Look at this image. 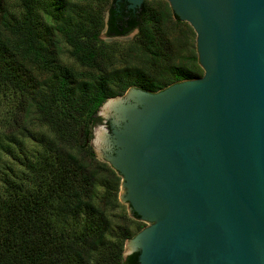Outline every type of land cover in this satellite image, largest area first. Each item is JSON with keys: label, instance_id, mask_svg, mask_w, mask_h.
I'll return each mask as SVG.
<instances>
[{"label": "trees", "instance_id": "trees-1", "mask_svg": "<svg viewBox=\"0 0 264 264\" xmlns=\"http://www.w3.org/2000/svg\"><path fill=\"white\" fill-rule=\"evenodd\" d=\"M105 27L107 37L137 34L111 43ZM196 36L167 0H0V116L46 131L28 135L32 151L0 134V264L138 263V251L123 252L142 227L114 220L120 176L97 158L93 129L102 104L131 87L202 77Z\"/></svg>", "mask_w": 264, "mask_h": 264}, {"label": "water", "instance_id": "water-1", "mask_svg": "<svg viewBox=\"0 0 264 264\" xmlns=\"http://www.w3.org/2000/svg\"><path fill=\"white\" fill-rule=\"evenodd\" d=\"M167 1L197 35L203 76L108 98L93 129L123 199L150 222L124 258L264 264V0Z\"/></svg>", "mask_w": 264, "mask_h": 264}, {"label": "rangeland", "instance_id": "rangeland-1", "mask_svg": "<svg viewBox=\"0 0 264 264\" xmlns=\"http://www.w3.org/2000/svg\"><path fill=\"white\" fill-rule=\"evenodd\" d=\"M10 8H14L17 6V0H3ZM137 34V31H134L130 33L127 36H122V37H107L106 33L103 32L102 38L105 39L107 42H118L119 44H127L129 41L134 39L135 35ZM61 60L63 63H68L70 64L71 59L68 56L67 48L63 47V51L61 52ZM16 116V115H15ZM16 121H8L5 117L0 116V134L4 136L3 138H16L18 140L23 141V150L26 149L32 151L36 145L34 144L35 142L28 136L29 134H36L39 136L41 133H45L46 131L44 128H40L39 126L36 125L35 122L32 121V119H28L27 121L24 120L22 116H16ZM8 122H11L8 124ZM92 144V140L90 142ZM14 148H12L13 154H19L21 153L20 146L18 144L12 143ZM93 146V144H92ZM94 148V146H93ZM95 151V149H94ZM96 153V152H95ZM96 156L98 159L102 160L99 158V156L96 153ZM13 156H6L5 160L6 162L12 163ZM124 193L123 188L120 186V181H119V187H118V202H119V207L115 210L113 213L114 220L116 222H120V218L118 216H126V218L129 220L133 219L136 220L135 218H132V213L130 210L129 204L123 199L122 194ZM138 225L141 227H144V223L136 220ZM132 237L128 240H126L125 245H124V250L127 251L129 243L135 238L136 234L139 232V229L137 228V225H132Z\"/></svg>", "mask_w": 264, "mask_h": 264}, {"label": "flooded vegetation", "instance_id": "flooded-vegetation-1", "mask_svg": "<svg viewBox=\"0 0 264 264\" xmlns=\"http://www.w3.org/2000/svg\"><path fill=\"white\" fill-rule=\"evenodd\" d=\"M99 116V115H98ZM100 117V116H99ZM101 118V117H100ZM100 124H102V118H101V122L100 123H98L96 126H98V125H100ZM95 126V127H96ZM116 171V170H115ZM117 172V171H116ZM117 174L120 176V186H121V184H122V176H121V174L120 173H118L117 172ZM129 204V203H128ZM130 206V205H129ZM131 213H132V218H135L136 220H139V221H141V222H143L145 225H144V227H142V229L143 228H145L146 226H148L149 224H150V222H148V221H146V220H144L139 214H137V213H135L133 210H131ZM136 214V215H135ZM135 216H138V218H136ZM141 229V230H142ZM138 251V250H137ZM137 251H133L132 253H130L129 255H131V254H133V253H135V252H137ZM139 253H140V251H138ZM128 255V256H129ZM127 256V257H128ZM126 257V258H127ZM137 264H139V255H138V263Z\"/></svg>", "mask_w": 264, "mask_h": 264}, {"label": "bare ground", "instance_id": "bare-ground-1", "mask_svg": "<svg viewBox=\"0 0 264 264\" xmlns=\"http://www.w3.org/2000/svg\"><path fill=\"white\" fill-rule=\"evenodd\" d=\"M104 141H105V136H104V134L101 133V132H98V131H97V139H96V142H97L99 145H101ZM136 244H137L136 242H131V243H129L128 248H129V249H132Z\"/></svg>", "mask_w": 264, "mask_h": 264}]
</instances>
